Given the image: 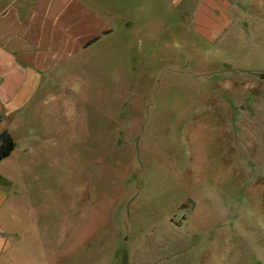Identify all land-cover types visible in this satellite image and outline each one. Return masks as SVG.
Segmentation results:
<instances>
[{
    "label": "rangeland",
    "instance_id": "rangeland-1",
    "mask_svg": "<svg viewBox=\"0 0 264 264\" xmlns=\"http://www.w3.org/2000/svg\"><path fill=\"white\" fill-rule=\"evenodd\" d=\"M94 3L113 32L85 82L0 127L8 261L264 264V0L211 39L168 0Z\"/></svg>",
    "mask_w": 264,
    "mask_h": 264
},
{
    "label": "crops",
    "instance_id": "crops-1",
    "mask_svg": "<svg viewBox=\"0 0 264 264\" xmlns=\"http://www.w3.org/2000/svg\"><path fill=\"white\" fill-rule=\"evenodd\" d=\"M168 1L186 8L197 32L207 39L217 37L222 30L218 24L227 23L237 4V0ZM112 32L94 0H0V127L29 118L34 102L48 103L55 82H85L93 49ZM48 116L43 113L44 134L55 128L47 123ZM3 131L13 134L9 128ZM36 163L23 160L21 166ZM2 204L0 195V210ZM10 247L8 230L0 222V264L11 263L6 255Z\"/></svg>",
    "mask_w": 264,
    "mask_h": 264
},
{
    "label": "trees",
    "instance_id": "trees-1",
    "mask_svg": "<svg viewBox=\"0 0 264 264\" xmlns=\"http://www.w3.org/2000/svg\"><path fill=\"white\" fill-rule=\"evenodd\" d=\"M16 147L17 143L8 131L0 133V161L8 158Z\"/></svg>",
    "mask_w": 264,
    "mask_h": 264
}]
</instances>
